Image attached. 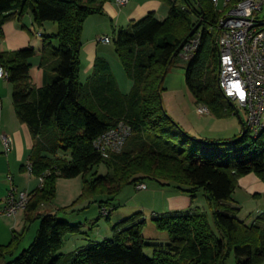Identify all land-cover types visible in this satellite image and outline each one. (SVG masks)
Masks as SVG:
<instances>
[{"label": "trees", "instance_id": "1", "mask_svg": "<svg viewBox=\"0 0 264 264\" xmlns=\"http://www.w3.org/2000/svg\"><path fill=\"white\" fill-rule=\"evenodd\" d=\"M107 1L0 0V37L7 21L22 20L29 12L39 26L48 21L58 25V31L46 34L43 40L42 87L31 80L32 59L37 54L34 47L0 51V62L13 84L18 118L29 125L34 138L31 172L44 178L32 191L24 230H13L11 240L0 244V261L226 264L235 253L237 264H263L264 212L251 223L240 219L241 207L234 193L246 174L256 173L264 181V131L257 138L247 131L232 141H202L168 113L162 100L164 75L180 56L183 45L200 34L201 44L187 67L189 88L197 103L207 105L217 116L239 114L219 85L218 38L224 12L211 0H162L170 8L164 20L151 12L117 31L116 52L133 81L131 92L124 94L104 57L96 59L92 76L85 83L81 80L84 23L90 15L103 13ZM121 122L130 125L132 133L120 153L106 158L96 148L95 140ZM204 145L222 146L225 154L202 152ZM102 162L109 172L97 175L96 168ZM78 176L84 183L79 199L107 196V200H94L101 207L108 206L125 186L146 180L177 187L193 199L203 188L211 217L201 210L158 215L153 220L160 230L169 233L170 242L152 243L143 234L147 220L137 212L113 225L112 239L63 253L66 235L81 232V224L60 219L61 209L35 213L55 199L58 178ZM37 218L41 224L35 239L18 251L30 223ZM148 246L153 248L152 257L145 253Z\"/></svg>", "mask_w": 264, "mask_h": 264}, {"label": "crops", "instance_id": "2", "mask_svg": "<svg viewBox=\"0 0 264 264\" xmlns=\"http://www.w3.org/2000/svg\"><path fill=\"white\" fill-rule=\"evenodd\" d=\"M165 5L166 4L162 2V0H130L124 5L118 4L116 0H108L104 4L103 13L90 15L84 23L82 34L81 80L84 77L89 79L92 76L95 61L99 56L106 58L110 62L112 69L113 65H116L118 68L122 65L114 45L115 36L112 37L108 31L117 32L122 28H128L151 12H154L160 20H164L167 16L160 18V15L163 17L166 14L167 9ZM3 28L4 36L0 37V51H15L34 47L37 54L32 59V68L30 70L31 80L37 87L44 86L45 72L41 65V54L44 43L40 38L44 40L47 33L51 34L57 32L58 25L55 22L48 21L42 26H39L36 24L32 12H29L22 20H18L17 18L10 19L4 24ZM39 33H42V35ZM105 35L111 37V42L107 43L100 40V38ZM82 82L85 83L86 81L82 80ZM3 135H9L13 138V144L9 150L4 143ZM33 146L34 138L31 129L27 123L20 121L16 112L13 100V84L8 79H2L0 80V197L3 199V205L0 207V211L5 207L6 195H8V190L12 186L17 187L19 190L28 191H34L41 186L42 182L40 177L35 176L29 170ZM68 179H73L74 183L69 185V187L72 185L75 186L73 190L75 192L74 195H76L84 186L83 178L82 176H78ZM144 183H146V181H144ZM146 185V188L139 190H149L148 193L164 195L163 205L160 207L154 206L153 208L157 216L203 210V204H201V202L197 203L196 199H193L191 195L182 192L177 187L161 186L157 183V185L151 189L147 183ZM246 196L247 198L249 196H253L254 198L253 209H250L251 212L245 218L248 223H251L258 214L264 212V181L256 173L252 172L246 174L239 180V186L234 193V198L241 207L238 215L244 210L246 205L244 199ZM53 203L44 204L35 215L38 213L57 212L58 208L55 204L53 205ZM144 205H142V207ZM105 207H108V215L111 218L112 210H110L109 206L101 207L102 214L106 215L103 213ZM25 215L26 209H20L13 215L0 213V244H7L11 240L13 230H24L26 224ZM37 220L38 218L35 219V224L30 225L29 230L31 233L30 235H26L18 251L27 247L25 244L27 239L29 240L28 243H31L35 239L40 228ZM120 220L121 219L118 218L111 221V233L114 234L113 225ZM68 221L71 222V220ZM35 228H37L36 232H33ZM66 240L65 238V241ZM89 244L92 243L86 244L84 240L74 241L70 252L76 251ZM62 252L70 253L63 249ZM8 259L9 258L6 259V262Z\"/></svg>", "mask_w": 264, "mask_h": 264}, {"label": "rangeland", "instance_id": "3", "mask_svg": "<svg viewBox=\"0 0 264 264\" xmlns=\"http://www.w3.org/2000/svg\"><path fill=\"white\" fill-rule=\"evenodd\" d=\"M165 6L167 12L163 17L160 15V18H164L169 15L170 8L168 5ZM261 16L264 17V9ZM108 33L114 37L116 31H108ZM40 39L43 41L42 38ZM188 64L189 59L182 57L180 54L173 66L167 71L162 95L165 109L188 133L202 141L207 139L232 141L236 138H240L243 133V125L239 114H233L229 117H219L212 111L206 114L198 113V107L204 104L197 103L194 94L189 88L187 83ZM113 69L119 80L118 82L121 91L124 94L130 93L133 87V81L125 71L124 67L121 65L120 68H118L116 65H113ZM82 80L87 81L88 79L84 77ZM240 114L242 118L246 117L245 111L242 110ZM202 152H220L225 154L222 146L204 145L202 147ZM96 170L98 171L97 175H105L109 172V168L105 162H102ZM73 183V179L63 177H60V179L58 178L57 194L55 199L51 202H54L53 205L55 204L58 209H61V212H59L60 219L71 220V222H73L72 224L82 223L81 232L66 235L67 240L65 241V245L63 247L64 251L70 252L72 250L71 247L73 242H77V240H84L86 244H88L90 242H102L105 239H112L113 233H111L110 229V225L112 223L111 221L118 218L122 220L137 212H140L141 217L147 220L143 234L149 242H170L169 233L165 230H160L153 220L157 216V214L154 213L153 208L154 206L160 207L163 205V194L155 195L154 193H148L149 190H139L137 189L136 184L127 185L123 188L121 193L108 204L110 210H112V217L108 219L106 215L102 214L100 203L94 201L96 199L107 200V196L102 195L96 196L93 199H79L83 192V187L76 195H74L75 192L73 189L75 186L72 185L69 187V185ZM146 183L151 189L157 185V182L153 180H146ZM171 187L174 188V186ZM8 191H10V189ZM185 193L189 194L187 192ZM194 199L197 200V203L201 202V204H203V210L205 209L204 211H207L211 217L212 209L206 197V191L201 188L196 193V197ZM2 200L3 199L0 197V207L3 205ZM244 200L246 205L243 212L238 215L240 219H245L251 212L250 209H253L254 206L253 196H249L248 198L246 196ZM87 204L89 206L84 208ZM142 205L144 206L142 207ZM74 208L75 210L72 211ZM105 209H107L108 215V207H105ZM37 221L40 226L41 219H38ZM32 224H35V220L30 223V225ZM37 228L33 229V232H36ZM30 233L31 231L28 230L27 235H30ZM28 241V239L25 241L27 246L30 244ZM145 253L147 256L152 257L153 248L149 246L146 247ZM5 262L6 260L2 259L0 264H4ZM226 264H237L235 253H232Z\"/></svg>", "mask_w": 264, "mask_h": 264}, {"label": "built area", "instance_id": "4", "mask_svg": "<svg viewBox=\"0 0 264 264\" xmlns=\"http://www.w3.org/2000/svg\"><path fill=\"white\" fill-rule=\"evenodd\" d=\"M124 5L130 0H116ZM216 8L224 12L220 22L221 33L218 38L220 46L219 85L224 94L238 109L245 111L247 131L255 138L264 131V0H211ZM223 23V27L221 24ZM42 35V33H39ZM111 42L108 35L100 38ZM201 44V35L186 42L180 54L192 58ZM9 72L0 62V80L8 79ZM199 114L210 113L207 105L197 109ZM132 133L130 125L121 122L95 140L96 148L106 158L113 153H120ZM9 150L13 138L3 135ZM31 171V163H29ZM43 182V176L40 177ZM146 183L137 184L138 189L146 188ZM32 191L19 190L12 186L8 192L5 207L0 213L13 215L20 209H26L32 199ZM107 215V209H103Z\"/></svg>", "mask_w": 264, "mask_h": 264}, {"label": "water", "instance_id": "5", "mask_svg": "<svg viewBox=\"0 0 264 264\" xmlns=\"http://www.w3.org/2000/svg\"><path fill=\"white\" fill-rule=\"evenodd\" d=\"M200 24H201V22L198 24V26H200ZM221 27H223V23L221 24ZM165 78H166V74L164 75L163 80H165ZM239 117H240V119L242 121V125H243V134H245L247 132V128H246V125H245V120L242 118L240 113H239Z\"/></svg>", "mask_w": 264, "mask_h": 264}]
</instances>
